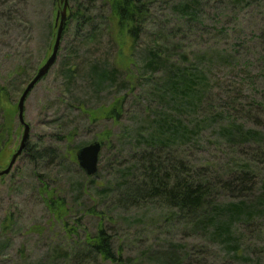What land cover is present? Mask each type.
<instances>
[{"label": "rangeland", "instance_id": "1", "mask_svg": "<svg viewBox=\"0 0 264 264\" xmlns=\"http://www.w3.org/2000/svg\"><path fill=\"white\" fill-rule=\"evenodd\" d=\"M194 1L146 0V25L131 50L127 43L119 49L102 0L89 7L79 32L70 22L55 64L25 101L28 143L54 156L34 167L22 155L0 179V264H116L77 254L100 220L119 264H264V0H197V17L186 19L182 7ZM56 10L54 0H0V124L51 53ZM185 82L204 86L205 95L181 91ZM115 101L117 118L104 117ZM11 118L14 135L0 170L23 132L16 133L17 111ZM229 125L260 133L263 146L232 136ZM169 127L185 133L173 146L193 175L225 178L249 164L252 192H217L198 226L170 209L125 207L119 187L134 158L155 130ZM92 142L103 147L88 177L71 151ZM40 181L64 200L63 220L75 231L52 217ZM240 201L257 206L255 219L224 237L208 213Z\"/></svg>", "mask_w": 264, "mask_h": 264}, {"label": "trees", "instance_id": "2", "mask_svg": "<svg viewBox=\"0 0 264 264\" xmlns=\"http://www.w3.org/2000/svg\"><path fill=\"white\" fill-rule=\"evenodd\" d=\"M68 1V18L63 34L68 29L70 22L73 21L76 23L75 33L79 32L84 22L89 20L87 17L89 7L95 2V0ZM102 1L109 6V17L116 31L115 35L118 40L119 49L121 50L123 44L127 43L128 48L131 50L146 25V18L149 14L148 2L146 0ZM70 2L73 5L70 6ZM197 4L198 1L195 0L194 3L182 7L186 19L197 17L195 10ZM177 84L178 82L173 83V91L179 90ZM5 90L6 88H0V95L2 97L5 96ZM181 91L195 93L199 95V99L201 95H205L204 86L193 87V83L188 82L184 83ZM187 96L191 97L189 94ZM251 104L255 105L254 102H251ZM119 112L120 106L115 101L106 109L103 116L117 118ZM15 113L16 108L14 107L4 108V118L0 124V169L6 158L9 140L14 135V129L10 125L12 122L11 116ZM238 126L229 125V134L233 136L236 132L239 138L242 137L246 141H254L259 144V148L263 146L260 133L252 129L241 131L243 126ZM19 128L20 126L17 127V134ZM152 134L153 136L150 135L149 141L146 142L143 149L141 148L138 155L134 158L130 167L132 172L129 176L130 178L127 179L124 187H119L118 200L125 207L154 206L170 209L174 211L177 219L187 222V224L198 226L197 222H200L198 220L206 218L205 214L210 208H213V198L217 192L226 191L231 196H244L252 192L255 184L253 180L254 173L249 164L246 169L229 172L225 178H209L197 173L193 175L184 161L175 156V146H173L178 139L185 137V133L171 127L167 131L162 129L155 130ZM79 148L80 146H77L71 151L73 162L76 161L75 154ZM255 153L257 154V151ZM51 154H54L52 149L30 145L28 141L22 152V155L26 156L29 163L34 167L41 163L49 162L54 156ZM37 177L39 178L38 175ZM1 178H4V176H1ZM39 191L43 195V201L52 217L62 222L67 233L75 231L63 220L68 211L64 200L50 191L47 184L42 181H40ZM262 197H264V194ZM218 208L217 212L208 213V219L211 220L216 230L225 234H222L224 237H227L228 233H231L233 225L249 224L252 222L255 218L251 214L255 212L254 209L258 210L256 205L245 204L243 201L230 203ZM91 212L95 213L94 211ZM243 215H245L244 218H242ZM77 254L82 259L98 257L101 260L116 264H119L120 258L113 251L112 237L102 226L101 220L94 234L88 233L85 235L82 244L78 247Z\"/></svg>", "mask_w": 264, "mask_h": 264}, {"label": "water", "instance_id": "3", "mask_svg": "<svg viewBox=\"0 0 264 264\" xmlns=\"http://www.w3.org/2000/svg\"><path fill=\"white\" fill-rule=\"evenodd\" d=\"M56 1V16H55V34H54V42L51 48V53L49 57L45 60V62L36 70L30 81L26 84L25 88L21 92L17 104V121L19 126L23 129L20 144L16 152L12 155L7 167L5 169L0 170V177L7 175L12 169L18 157L22 155V152L26 146V143L30 134V127L25 122L24 119V111H25V101L30 94V92L34 89V87L47 76L50 69L56 62L58 52L61 45L63 30L66 25V21L68 18L67 11L69 8L68 0H55ZM102 145L99 142H92L85 146L80 147L75 154L76 161L80 169L88 176H94L98 170L99 163V154L101 152Z\"/></svg>", "mask_w": 264, "mask_h": 264}]
</instances>
